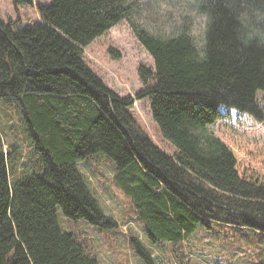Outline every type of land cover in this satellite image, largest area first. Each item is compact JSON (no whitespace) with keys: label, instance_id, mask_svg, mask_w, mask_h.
Segmentation results:
<instances>
[{"label":"trees","instance_id":"16d2710c","mask_svg":"<svg viewBox=\"0 0 264 264\" xmlns=\"http://www.w3.org/2000/svg\"><path fill=\"white\" fill-rule=\"evenodd\" d=\"M191 2L207 18L201 45L188 17L167 35L133 25L154 60L139 68L133 97L110 89L84 52L131 19L132 0H13L40 18H0V99L20 104L37 157L14 175L0 149V264H100L57 214L117 228L78 166L100 153L153 244L183 248L210 223L264 235V0ZM136 100L150 102L173 155L138 124ZM130 242L154 264L140 240Z\"/></svg>","mask_w":264,"mask_h":264},{"label":"rangeland","instance_id":"374dc122","mask_svg":"<svg viewBox=\"0 0 264 264\" xmlns=\"http://www.w3.org/2000/svg\"><path fill=\"white\" fill-rule=\"evenodd\" d=\"M132 1L135 5L131 19L114 27L84 52L85 61L110 89L121 96L135 97L143 87L139 68L146 66L153 69L154 60L137 40L133 25L167 35L179 31L183 18L188 17L192 33L201 45L207 18L192 8L191 0ZM0 18L32 23L39 20L40 16L35 6H20L16 9L13 0H0ZM110 50L117 51L120 56H113ZM132 112L138 124L156 144L173 155L176 148L162 137L154 123L150 102L136 100ZM2 146L11 156L16 170L14 175H21V170L29 166L28 160L37 157L27 134L22 108L11 98L0 99V149ZM78 166L103 211L118 226L105 229L84 221H73L60 208L57 211L58 220L64 230L73 233L87 246L88 253L100 264H147L131 245V237L140 240L152 253L154 264H177L176 254L182 258L181 264H255L263 255L264 235L215 223H210L211 228L199 226L186 242L180 244L183 248L172 243L153 244L145 233L146 225L138 218L139 211L114 181L116 168L113 160L100 153L79 161Z\"/></svg>","mask_w":264,"mask_h":264}]
</instances>
